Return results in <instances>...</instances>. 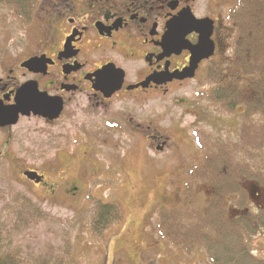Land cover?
Returning a JSON list of instances; mask_svg holds the SVG:
<instances>
[{
  "label": "flooded vegetation",
  "instance_id": "1",
  "mask_svg": "<svg viewBox=\"0 0 264 264\" xmlns=\"http://www.w3.org/2000/svg\"><path fill=\"white\" fill-rule=\"evenodd\" d=\"M196 2L47 0L44 3L40 9L41 33L30 41L31 47L15 52L4 50L0 55V108L14 106L17 93L26 88L28 100L40 97L53 113L58 111L56 118L19 115L16 124L0 126V160L12 158L14 168L24 167L16 176L20 184L38 186L36 196L45 200L82 196L84 191H78V187L83 180L88 177L95 182L103 173L99 160L88 153L113 152L117 148L116 141L112 140L118 127L116 101L130 104L127 125L136 138L145 142V148L156 153L165 151L176 129L162 128L159 119L149 120L143 113L145 105L173 97L175 92L197 82L201 75L219 68L214 59L219 57L220 48H224L216 22L206 16L195 17L208 18L214 23L213 56L197 64L192 78L169 80L170 74L189 66L191 54L186 47L195 46L199 36L188 34L182 43L185 48L175 46L173 52H168L164 40L166 26L187 8L195 16ZM120 78V88L110 92L108 87H114ZM144 119L148 121L143 123ZM70 120L82 122L73 137L58 130L60 126L66 130L62 123ZM29 121L39 123L41 128L25 127L15 132ZM36 134L46 137L44 149L53 156L44 160L40 168L31 169L16 160L13 141L24 148L25 140ZM70 139L73 144L85 143L84 161L74 179L66 165L76 155V152H65ZM25 173H35L40 181L27 179ZM87 196L90 199L94 195Z\"/></svg>",
  "mask_w": 264,
  "mask_h": 264
},
{
  "label": "rangeland",
  "instance_id": "2",
  "mask_svg": "<svg viewBox=\"0 0 264 264\" xmlns=\"http://www.w3.org/2000/svg\"><path fill=\"white\" fill-rule=\"evenodd\" d=\"M46 1L27 24L13 17L5 7H0V55L4 50L15 52L31 47L30 41L41 33L40 9ZM232 2L197 0L193 8L194 17L206 16L216 22L221 35L219 41L224 45L223 52L220 48L219 57L214 59L219 68L209 71L206 76L201 75L197 82L183 87L173 97L149 102L143 109L149 120L159 119L162 128L176 129L173 140L163 153L146 149L145 142L130 132L127 124L131 106L116 101L114 108L118 114L119 130L112 140L116 141L117 148L113 152L97 150L88 153L91 158L99 160L103 173L95 182L88 177L83 180L78 187V191H84L82 196L58 200L40 198L36 196L38 186L20 184L16 180L23 166L14 168L12 158L0 160V244L5 250L18 252L23 264L57 258L64 259L66 264H209L202 250L184 254L160 239L155 232L154 211L158 207L173 209L182 202L186 172L200 160V153L191 136L192 130H210L203 121L204 110L211 111L216 116V122L225 125L228 134L235 133L236 117L215 114L213 108H208L206 101L198 96L220 84L228 71L231 36L226 13ZM175 101L177 103L174 104ZM212 119L210 116L209 120ZM80 123L79 120L66 121L62 123L66 130H61L63 126L58 130L73 137L79 131ZM25 127L41 128L39 123L29 121L22 123L15 132ZM71 140L65 152H76V155L64 164L70 168L74 179L84 161L82 150L85 143L73 144ZM25 141L24 148H19V144L13 141L15 158L22 161L25 167L40 168L44 160L53 156L44 149L46 137L36 134ZM202 185H194V205L204 206L208 202V190ZM89 193L94 195L93 198L88 199ZM252 194L255 204H261L260 193L254 190ZM18 196L30 198L45 217L31 219L21 210L17 212L21 214H16L15 210L20 209L15 204ZM96 201L116 202L123 213L122 222L100 238L94 237L90 230L93 202ZM248 244L255 256L264 259L263 231L248 238Z\"/></svg>",
  "mask_w": 264,
  "mask_h": 264
},
{
  "label": "trees",
  "instance_id": "3",
  "mask_svg": "<svg viewBox=\"0 0 264 264\" xmlns=\"http://www.w3.org/2000/svg\"><path fill=\"white\" fill-rule=\"evenodd\" d=\"M43 1L0 0V7L27 24ZM226 20L231 36L228 71L220 84L198 96L215 114L236 117L235 133L228 134L225 125L204 110L203 121L210 130L191 134L200 160L186 172L182 202L154 211L155 232L175 251L202 250L209 264H264L248 244V238L264 232V0H234ZM196 183L208 190L204 206L192 201ZM254 190L260 193L261 204H255ZM93 203L90 230L100 238L122 222L123 213L116 202ZM15 204L20 206L16 214L21 210L31 219L45 217L28 197L18 196ZM0 264L23 263L18 252L0 244ZM36 264L66 263L57 258Z\"/></svg>",
  "mask_w": 264,
  "mask_h": 264
},
{
  "label": "water",
  "instance_id": "4",
  "mask_svg": "<svg viewBox=\"0 0 264 264\" xmlns=\"http://www.w3.org/2000/svg\"><path fill=\"white\" fill-rule=\"evenodd\" d=\"M213 21L205 19H196L191 13L190 9L187 8L178 13L177 16L173 17L167 24V32L165 34V43L168 47L165 48L168 52H173L175 46H182L185 36L194 33L199 36L198 42L195 46L186 47L191 54L189 66L183 69L181 72L170 74L169 80L176 78L179 80L185 78H192L193 73L197 67V64L205 59L213 56L214 44L211 41L213 32ZM185 48V47H184ZM35 60H30L29 64H32ZM103 72V71H102ZM101 72V73H102ZM122 78H120L114 87H108L110 92H115L120 88ZM27 89H21L15 99V105L2 109L0 108V126L14 125L17 122L18 116H40L42 118H56L58 111L54 112L50 109L47 102H44L37 98L35 101H30L26 98ZM25 177L35 183L40 181V178L35 173H25Z\"/></svg>",
  "mask_w": 264,
  "mask_h": 264
}]
</instances>
